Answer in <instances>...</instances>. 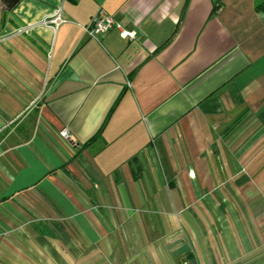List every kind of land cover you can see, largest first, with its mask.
Returning a JSON list of instances; mask_svg holds the SVG:
<instances>
[{"label":"crops","instance_id":"0c3cea01","mask_svg":"<svg viewBox=\"0 0 264 264\" xmlns=\"http://www.w3.org/2000/svg\"><path fill=\"white\" fill-rule=\"evenodd\" d=\"M262 3H0V264H264Z\"/></svg>","mask_w":264,"mask_h":264},{"label":"built area","instance_id":"2783aa9c","mask_svg":"<svg viewBox=\"0 0 264 264\" xmlns=\"http://www.w3.org/2000/svg\"><path fill=\"white\" fill-rule=\"evenodd\" d=\"M64 22H66V18L63 16L60 7L54 11L52 16L42 21L43 24L49 25L52 28H57ZM114 27L119 29V35L122 38L132 39L135 35V31L133 30L122 29L115 19L102 8L97 10L91 17L85 30L90 36L95 37L97 34L105 33ZM24 30H26V28ZM62 135H68L66 130L62 131Z\"/></svg>","mask_w":264,"mask_h":264},{"label":"trees","instance_id":"16d2710c","mask_svg":"<svg viewBox=\"0 0 264 264\" xmlns=\"http://www.w3.org/2000/svg\"><path fill=\"white\" fill-rule=\"evenodd\" d=\"M20 0H0V3L7 8H13ZM257 8H264V3L257 5Z\"/></svg>","mask_w":264,"mask_h":264}]
</instances>
